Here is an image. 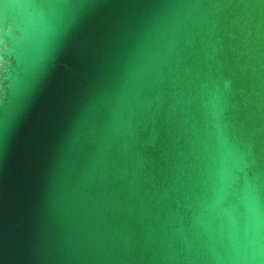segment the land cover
<instances>
[{
	"label": "water",
	"instance_id": "obj_1",
	"mask_svg": "<svg viewBox=\"0 0 264 264\" xmlns=\"http://www.w3.org/2000/svg\"><path fill=\"white\" fill-rule=\"evenodd\" d=\"M0 264H264V0H0Z\"/></svg>",
	"mask_w": 264,
	"mask_h": 264
}]
</instances>
